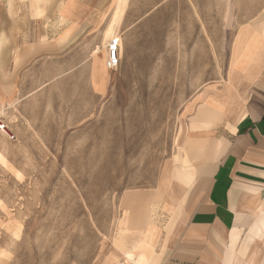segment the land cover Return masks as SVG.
Wrapping results in <instances>:
<instances>
[{
	"label": "rangeland",
	"instance_id": "1",
	"mask_svg": "<svg viewBox=\"0 0 264 264\" xmlns=\"http://www.w3.org/2000/svg\"><path fill=\"white\" fill-rule=\"evenodd\" d=\"M62 1L0 0V121L13 134L0 131V264H132L115 247L119 227L134 243L167 199L151 190L193 181L225 152L222 129L201 141L216 152L205 156L188 133L222 120L202 92L225 88L234 35L263 19L264 0H111L91 66V29L39 42L50 15L65 25ZM108 25L120 62L106 73Z\"/></svg>",
	"mask_w": 264,
	"mask_h": 264
},
{
	"label": "crops",
	"instance_id": "2",
	"mask_svg": "<svg viewBox=\"0 0 264 264\" xmlns=\"http://www.w3.org/2000/svg\"><path fill=\"white\" fill-rule=\"evenodd\" d=\"M110 11L111 0H63L57 21L65 25L59 27L55 15H50L49 24L40 29L39 42L42 48L45 43L51 46L56 35L80 41L81 31L91 29V38H86L91 66L94 28H105ZM259 21L238 27L233 39L240 35L239 51L254 43L248 50V57L254 58L238 60L231 81L226 79L221 91L202 92L200 101L214 99L222 120L188 133L189 140L199 134L208 139L209 132L222 129L219 139L225 152L210 172L204 162L192 182L175 179L151 190L158 189L167 199L159 207L157 201L152 204L155 231L145 264H264V230L258 229L264 226V36L253 35ZM139 235L137 231V238L130 240L135 242Z\"/></svg>",
	"mask_w": 264,
	"mask_h": 264
},
{
	"label": "bare ground",
	"instance_id": "3",
	"mask_svg": "<svg viewBox=\"0 0 264 264\" xmlns=\"http://www.w3.org/2000/svg\"><path fill=\"white\" fill-rule=\"evenodd\" d=\"M259 23H260L259 26L264 25V19L259 21ZM107 28H108V31L106 30V33L104 35L106 40L103 43V45L101 46V48H100V52L102 54L101 57L104 59V70H105L106 73L108 72L107 70L109 69L106 66V55H107V51H106L107 49L106 48H107L108 41L112 37H118L119 38V36H117L116 33H111L110 32L111 26L108 25ZM253 35H259V33L255 30V31H253ZM239 36L240 35H237L236 39L234 40L233 53L235 54V58H234V61L231 63V65H230V67L228 69L227 77L225 78V80L228 79L229 82L231 81V77H232V69L235 66V64L238 62V60L248 59L249 57L250 58H254L252 55H249V57H248V54H249L248 50H250L249 47L254 46V43L246 44L245 47L242 50L239 51ZM252 38H254V37H252ZM119 42H120V38H119ZM252 51H254V50H252ZM204 101H205V104L210 109H215V110L219 111V107L217 106L218 104H216L214 99H211L210 97H208V98H204ZM201 126H203V125H201ZM197 136H198V138L196 137V138H193V139L189 140L190 141L189 142V146H188V150L189 151H190V149H192L193 151H196V153L201 154V156H205V154H207L209 150H211L212 154L216 153L212 149L208 150V148L210 147V144H211L210 142H208V143L203 142V144H202L201 141L208 140V139H206L204 137H201L200 134L197 135ZM186 153H188V151ZM2 157H1V154H0V159H2V162L5 163L6 161ZM153 231H155V227L152 225V223H150V222L147 223L145 228H144L143 233H141L139 235L138 240H136L131 245H128L127 242L124 241V238H123L124 236L123 235L125 233L129 232V230L127 228H124V227L123 228L119 227V233L115 236V239H116L115 247L119 251H121L123 256L129 262H131L132 264H145L147 255H146V249H144V248L153 246V244L151 243V237H152V232ZM129 238H128V240H129ZM135 238H137V237H135ZM142 242L144 243V246H145L143 249H141V243ZM143 243H142V245H143Z\"/></svg>",
	"mask_w": 264,
	"mask_h": 264
},
{
	"label": "built area",
	"instance_id": "4",
	"mask_svg": "<svg viewBox=\"0 0 264 264\" xmlns=\"http://www.w3.org/2000/svg\"><path fill=\"white\" fill-rule=\"evenodd\" d=\"M107 55H106V66L109 69H113L118 66L120 62V56H119V38L118 37H112L109 39L107 44ZM0 131L4 134H6L9 138H13V134L9 133L10 130L8 126L0 121Z\"/></svg>",
	"mask_w": 264,
	"mask_h": 264
}]
</instances>
